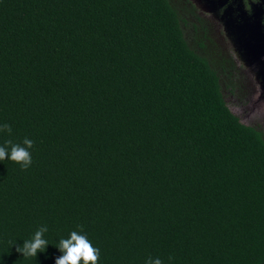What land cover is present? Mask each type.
I'll return each mask as SVG.
<instances>
[{
  "label": "trees",
  "instance_id": "trees-1",
  "mask_svg": "<svg viewBox=\"0 0 264 264\" xmlns=\"http://www.w3.org/2000/svg\"><path fill=\"white\" fill-rule=\"evenodd\" d=\"M181 12L0 0V146L34 141L26 170L0 161V264H55L79 226L98 264H264V130L231 111L234 63ZM43 225L47 251L23 258Z\"/></svg>",
  "mask_w": 264,
  "mask_h": 264
},
{
  "label": "clouds",
  "instance_id": "clouds-1",
  "mask_svg": "<svg viewBox=\"0 0 264 264\" xmlns=\"http://www.w3.org/2000/svg\"><path fill=\"white\" fill-rule=\"evenodd\" d=\"M253 3H259L260 0H252ZM0 132L12 133L11 125L5 123L0 125ZM34 146V141L29 138H24L22 144L14 143L11 139L5 141L3 146H0V161L10 160L21 165L22 169H27L32 164L31 149ZM79 231H72L68 238H61L58 244L55 245L60 256L55 258V264H98L100 259V249L94 247L87 235L83 233V226H79ZM48 231L46 225L41 226L34 236L29 240H24L22 245L16 246V252L22 254L23 258L35 257L38 253H45L49 242L44 238V234ZM16 245V243H13ZM11 246V247H12ZM172 261L173 257L168 258ZM145 264H164L160 258L149 257Z\"/></svg>",
  "mask_w": 264,
  "mask_h": 264
},
{
  "label": "rangeland",
  "instance_id": "rangeland-1",
  "mask_svg": "<svg viewBox=\"0 0 264 264\" xmlns=\"http://www.w3.org/2000/svg\"><path fill=\"white\" fill-rule=\"evenodd\" d=\"M173 1L175 4L179 5V7H184V4L179 3L178 0ZM181 11V13L186 18L192 20L190 13L185 12L184 9H181ZM210 26L211 28L209 35L212 39V42L209 43V50L215 55H220L223 58L225 57L233 59V57H235L233 54L234 52L229 47L228 39L225 34H223V31L219 29L215 23H211ZM184 29L187 37L191 39L194 33L192 26L188 25L187 27H184ZM237 74V80L239 81L241 87L240 90L231 92L230 89L226 87L225 83L223 84L227 105L231 111L239 117L242 123L251 126H259L262 130H264V103L260 104L259 102H256L259 86L252 78H250V76H248L244 68L241 67L238 69ZM242 94L250 96L246 100Z\"/></svg>",
  "mask_w": 264,
  "mask_h": 264
},
{
  "label": "flooded vegetation",
  "instance_id": "flooded-vegetation-1",
  "mask_svg": "<svg viewBox=\"0 0 264 264\" xmlns=\"http://www.w3.org/2000/svg\"><path fill=\"white\" fill-rule=\"evenodd\" d=\"M179 3L184 4V7L181 6V9H184L185 12H188L191 14V19L196 20V22L199 25V29L201 30L202 34H206L210 31L211 23H215L219 29L223 31V34L228 39V45L231 48V50L234 52L233 59L227 58L232 63H234L236 69L235 72L237 73V70L241 67L245 69V72L258 84L259 79L257 77L256 71L251 69V67H259V62L255 58H249L247 60H242L238 53L235 51V47L228 38V36L225 33L224 30V21L222 18V15H225V10L230 8L231 13L233 14V18L238 21V24L241 22H245L247 24V21H245L247 18H254L259 19V22H261L262 26H264V0H260L259 3H253L252 0H221L223 2L222 5L218 6L214 12L206 11L205 8L202 7L201 3L204 2V0H178ZM231 51V52H232ZM261 57V60H264V52L259 55ZM236 60V62H235ZM255 61L254 64L250 65V62ZM237 90V89H236ZM235 90V91H236ZM255 94V92H254ZM244 99H248L250 95L242 94Z\"/></svg>",
  "mask_w": 264,
  "mask_h": 264
},
{
  "label": "water",
  "instance_id": "water-1",
  "mask_svg": "<svg viewBox=\"0 0 264 264\" xmlns=\"http://www.w3.org/2000/svg\"><path fill=\"white\" fill-rule=\"evenodd\" d=\"M222 4L223 2L221 0H204V2L201 3L202 7L209 12H214L216 8ZM232 15L230 8L225 10V15H222L225 33L232 41L235 51L242 60L255 58L259 62V67H251V69L256 71L259 79V92L256 102L263 104L264 60H261L259 55L264 52V26H262L258 18L254 19L251 17L245 20L247 21V24H245V22L238 24V21L234 19ZM254 63L255 61L250 62L249 64L252 65Z\"/></svg>",
  "mask_w": 264,
  "mask_h": 264
}]
</instances>
